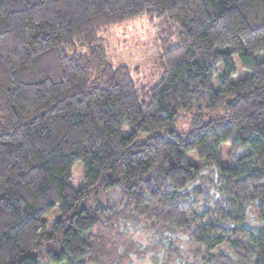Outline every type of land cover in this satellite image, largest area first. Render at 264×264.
<instances>
[{
	"label": "trees",
	"instance_id": "16d2710c",
	"mask_svg": "<svg viewBox=\"0 0 264 264\" xmlns=\"http://www.w3.org/2000/svg\"><path fill=\"white\" fill-rule=\"evenodd\" d=\"M144 16L160 47L152 87L101 37ZM234 58L250 75L232 82ZM149 250L164 264H264V0H0V264Z\"/></svg>",
	"mask_w": 264,
	"mask_h": 264
},
{
	"label": "rangeland",
	"instance_id": "374dc122",
	"mask_svg": "<svg viewBox=\"0 0 264 264\" xmlns=\"http://www.w3.org/2000/svg\"><path fill=\"white\" fill-rule=\"evenodd\" d=\"M101 37L103 38V43L107 46V54L113 65L116 67H128L132 72V79L135 84L152 87L158 83L162 77V70L159 66L160 47L154 23L151 22L149 17L144 16L118 26H113L105 30L101 34ZM233 62L236 67V73L231 78L232 82L247 78L250 75L248 71L241 69L236 58L233 59ZM213 85L216 86V82H214ZM198 113L203 115L205 123L224 115L222 110H218L214 113H207L201 110ZM189 122V117L180 121L176 127L177 132L180 134L188 132ZM226 151V148L222 149L221 164L223 166L228 164ZM188 160L193 166L200 167L203 165V163L196 158L194 153L189 154ZM70 183L74 189H79L81 187V164L77 163L72 168ZM54 216L55 215L52 213L46 218L48 224L52 223ZM252 217L254 218V214ZM248 223L250 227L258 225L256 220H251ZM261 229L262 228H259V231H261ZM105 232L109 235L114 234V232L110 233L108 230H105ZM132 233L133 237L142 241L145 246L150 244L148 237L141 234L138 230L133 229ZM141 249L143 251V248ZM163 256L164 254L162 252L149 250L138 256L132 255L125 264H164Z\"/></svg>",
	"mask_w": 264,
	"mask_h": 264
},
{
	"label": "bare ground",
	"instance_id": "6f19581e",
	"mask_svg": "<svg viewBox=\"0 0 264 264\" xmlns=\"http://www.w3.org/2000/svg\"><path fill=\"white\" fill-rule=\"evenodd\" d=\"M132 74V73H131ZM137 82V81H136ZM139 87V86H138Z\"/></svg>",
	"mask_w": 264,
	"mask_h": 264
}]
</instances>
